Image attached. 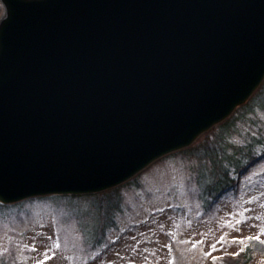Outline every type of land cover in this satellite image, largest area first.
<instances>
[{
  "label": "water",
  "instance_id": "obj_1",
  "mask_svg": "<svg viewBox=\"0 0 264 264\" xmlns=\"http://www.w3.org/2000/svg\"><path fill=\"white\" fill-rule=\"evenodd\" d=\"M0 202L92 193L264 79V0H0Z\"/></svg>",
  "mask_w": 264,
  "mask_h": 264
},
{
  "label": "rangeland",
  "instance_id": "obj_2",
  "mask_svg": "<svg viewBox=\"0 0 264 264\" xmlns=\"http://www.w3.org/2000/svg\"><path fill=\"white\" fill-rule=\"evenodd\" d=\"M263 118L256 110L242 118L227 143H242L250 120ZM201 152L168 154L116 193L3 204L0 264H221L247 245V264H264V160L205 210L211 172Z\"/></svg>",
  "mask_w": 264,
  "mask_h": 264
},
{
  "label": "trees",
  "instance_id": "obj_3",
  "mask_svg": "<svg viewBox=\"0 0 264 264\" xmlns=\"http://www.w3.org/2000/svg\"><path fill=\"white\" fill-rule=\"evenodd\" d=\"M255 110L264 117V83L248 103L239 107L228 120L207 134L200 143L180 151L195 156L194 151L201 149L202 152L199 153L201 159L208 162L211 176L208 179L210 181L204 184L207 193L204 195L208 198L205 201V210L213 208L224 193L239 190L240 176L244 175L249 167L264 160V118L258 125L255 120H250L253 128L246 131L242 143L229 145L225 139L242 118H247ZM258 150H261L259 154H257ZM116 191L118 190L112 189L104 194H112ZM252 257L253 253L247 245L233 255H224L219 261H223L221 264H247Z\"/></svg>",
  "mask_w": 264,
  "mask_h": 264
},
{
  "label": "snow or ice",
  "instance_id": "obj_4",
  "mask_svg": "<svg viewBox=\"0 0 264 264\" xmlns=\"http://www.w3.org/2000/svg\"><path fill=\"white\" fill-rule=\"evenodd\" d=\"M257 238H259V237H257ZM234 239H235V237H234ZM235 254V253H234Z\"/></svg>",
  "mask_w": 264,
  "mask_h": 264
}]
</instances>
